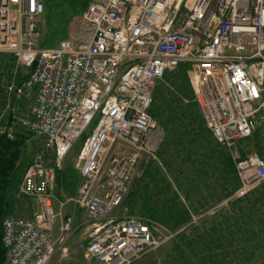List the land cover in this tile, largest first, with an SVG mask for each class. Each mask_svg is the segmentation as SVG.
Instances as JSON below:
<instances>
[{
    "label": "built area",
    "instance_id": "obj_1",
    "mask_svg": "<svg viewBox=\"0 0 264 264\" xmlns=\"http://www.w3.org/2000/svg\"><path fill=\"white\" fill-rule=\"evenodd\" d=\"M43 13L44 0H0V53L15 58L11 77L2 79L0 140L24 131L43 141L13 193L14 211L2 221L4 264H66L68 203L86 217L84 258L99 264H133L182 230L111 217L148 164L165 172L157 155L165 130L149 109L157 84L181 64L238 177L234 193L217 206L264 182V158L237 149L264 124V0H88L53 47L40 46ZM18 74L27 77L17 83ZM95 116L76 154V192L57 200L56 173Z\"/></svg>",
    "mask_w": 264,
    "mask_h": 264
},
{
    "label": "trees",
    "instance_id": "obj_2",
    "mask_svg": "<svg viewBox=\"0 0 264 264\" xmlns=\"http://www.w3.org/2000/svg\"><path fill=\"white\" fill-rule=\"evenodd\" d=\"M87 2L56 0L48 5L46 30L40 46L48 47L64 39L69 21L84 10ZM187 68L181 64L175 72L165 74L155 88L149 114L165 130L157 152L165 172L155 163L146 166L142 179L125 201L126 214L136 215L146 223H156L171 233L182 229L165 243L166 248L159 254L160 260L158 263L153 261L154 264L231 263L233 254L236 256L241 251L246 255V251L249 252L247 246L236 247L234 244L239 239L254 241L264 228V201L246 197L231 203L228 213L220 211L206 224L199 222L208 214L192 221L191 214L197 215L194 209L197 205L207 207L211 199L217 202L212 206H217L234 193L239 181L230 155L215 143L194 101ZM14 69L15 58L0 53V110L6 102L2 79H9ZM26 77L18 74L17 83ZM31 135L21 131L13 140H0V264H4L5 255L1 241L2 221L17 205L13 193L30 162L23 156V151ZM243 141L251 143L252 149L264 158V124L258 125L250 137L238 143ZM241 151L244 156V149ZM167 171L172 178L167 176ZM78 179L70 168L60 169L56 173V190L58 187L74 190L79 184ZM209 182H215L217 189L206 186ZM181 194L185 202L181 200ZM256 214L261 218L255 223Z\"/></svg>",
    "mask_w": 264,
    "mask_h": 264
},
{
    "label": "rangeland",
    "instance_id": "obj_3",
    "mask_svg": "<svg viewBox=\"0 0 264 264\" xmlns=\"http://www.w3.org/2000/svg\"><path fill=\"white\" fill-rule=\"evenodd\" d=\"M55 2H56V0H44V13H43V15L41 16V18H40V20L38 22V26H39V30L41 32V36H43V34H44L45 30H46V22H45L46 18H45V16L47 15V13H46L47 12V7H48V5H52ZM75 17H76V15L71 18V20L69 21V24ZM69 24H68V28H69ZM55 45L56 44H53V45L48 46V47H53ZM18 103L23 105V106H21L22 108L24 106H26L23 100H22V102H18ZM95 123H96V116L94 117V119L90 123V125H89L87 131L84 133V135L81 138H79V140H77V142H75V144L72 147V149L69 151V153L64 158L61 170H65L66 168H68V169L70 168L72 173H73V175H75L76 177L78 176V172H77L76 168L74 167L76 154H77L78 149L80 148L81 141L83 140L82 138L86 137V135L92 129V127L95 125ZM41 148H43V141L38 136L32 134L29 137V139L27 140V142H26V146H25L24 151H23V156L26 157L28 159V161H30L31 158L33 157L34 153L38 149H41ZM237 149L239 150L240 153H242L241 150L244 149L245 154L255 152L254 149H252L251 143L244 142V141L237 144ZM167 172H168L167 176H170V178H172L173 176H171V173L169 171H167ZM256 185L257 186L254 188V191L258 187H261V185H264V182H260L259 184H256ZM76 186H75V189H76ZM206 186H208L211 189H213V188L217 189V184L215 182L214 183L213 182L212 183L209 182V184H206ZM60 189H63V188L62 187L61 188L58 187L57 188V192L58 193H60V191H61ZM202 189L206 190L205 187H202ZM74 190H72L71 188L67 189V190L64 189L65 192H70V191H74ZM258 192H260V191H258ZM71 196H67V197H71ZM254 196H251L250 199L254 200L256 198V195H254ZM181 197L184 199L183 194H181ZM195 200H196V198H195ZM184 202H185V200H184ZM233 202H235L234 199L229 200L225 205H222V207H220V209H218V210L216 209L217 207L212 206L214 204H217V202L211 201V199L209 200V205L207 204V207H206L205 204H204L203 208H200L197 205V207L194 208V209H196L195 212H197L196 213L197 215L201 214L202 210L205 211V208H208V207L212 206L209 209V213H207L208 216L205 219H202L199 223L203 222L204 224H206L210 219H214L220 211L228 213V211L230 210L229 206ZM55 209H57V208H55ZM32 210L36 211L37 210V206L33 205L32 206ZM68 211L74 212L75 216L79 217V219H80L79 221L82 223V225L80 226L79 229L75 230V232L73 233L72 239L69 242V245L72 247V249L68 248L69 255H68V258L66 259L67 264H99L97 262H93L92 260L91 261H87L84 258V250H85V246L87 244V229H86L87 222H86V217H85L84 213L82 212V210H79L78 208H76L75 205H73V204L70 205V206H67V209L65 207L62 208V215H66ZM126 211H127L126 207L122 205L119 209H117L111 215V217L112 218H117V217H122V216H130V215L126 214L127 213ZM206 212L207 211H205V213ZM133 217H137L138 218V216H136V215H134ZM260 218L261 217L256 214V216H254V222L256 223L257 221H259ZM216 220H218V219H215L214 221H216ZM149 224L156 225L155 227H157L156 223L149 222ZM252 226H253V224H252ZM155 233L158 236H161L162 234H164L163 231H155ZM253 240L254 241L246 242V241H242V240L240 241V239H239L237 241V243L234 244V245L236 247H245V246H247L249 248V252L246 251V255H245L243 252L238 251V254L236 256L234 254L232 255L233 259L230 260L231 263H226V264H264V229L259 231L258 238H255ZM166 245L167 244L161 246L156 251L145 255L141 260L136 261L133 264H152L153 261H156V263H158V261L160 260L159 254H160L162 249L166 248ZM56 257H58V252L55 255V258ZM218 257L221 258L220 255H218ZM219 258H217V259H219Z\"/></svg>",
    "mask_w": 264,
    "mask_h": 264
},
{
    "label": "crops",
    "instance_id": "obj_4",
    "mask_svg": "<svg viewBox=\"0 0 264 264\" xmlns=\"http://www.w3.org/2000/svg\"><path fill=\"white\" fill-rule=\"evenodd\" d=\"M79 180V179H78ZM77 189V188H76ZM76 189L74 190V191H70V192H65L64 191V189H60L61 191H60V193H58L57 192V190H56V198H57V200H63V199H65L67 196H71L72 194H74L75 192H76ZM258 191H260V192H258ZM256 192V193H255ZM262 192V193H261ZM254 195H256V198L254 199V200H259V201H264V185H261V187H258L257 189H255V191L253 190L251 193H249V194H247L245 197H243V198H240V199H244V198H246V197H251V196H254ZM255 197V196H254ZM234 199V198H233ZM240 199H234V201H236V200H240ZM70 205H72L71 203H68V204H66V206H65V208L67 209V206H70ZM54 206H55V208H57L56 206V203H54ZM222 206V205H221ZM221 206H217V210L218 209H220V207ZM228 207V206H227ZM77 208V207H76ZM79 210H82V209H80V208H78ZM82 212H83V210H82ZM213 213V212H212ZM67 216H71L72 217V220H73V222H72V226H73V230H72V233H71V235L69 236V238L67 239V241H66V245H67V247L70 249H72V247L69 245V242L71 241V239H72V236H73V233L75 232V230L76 229H79L80 228V226L82 225V223L79 221L80 219H79V217L77 216H75V213L74 212H71V211H68L67 212V214H66ZM262 229H264V228H262ZM54 233L56 234L57 233V229L55 228L54 229ZM262 238V237H261ZM260 238V239H261ZM70 246V247H69ZM71 252V251H70ZM57 258V257H56ZM55 258V259H56ZM93 262H96V261H94V260H92ZM66 264H67V261H66Z\"/></svg>",
    "mask_w": 264,
    "mask_h": 264
},
{
    "label": "water",
    "instance_id": "obj_5",
    "mask_svg": "<svg viewBox=\"0 0 264 264\" xmlns=\"http://www.w3.org/2000/svg\"><path fill=\"white\" fill-rule=\"evenodd\" d=\"M35 65H36V63H33L32 64V66H31V68H30V70H29V75H31L32 73H33V70H34V68H35Z\"/></svg>",
    "mask_w": 264,
    "mask_h": 264
},
{
    "label": "bare ground",
    "instance_id": "obj_6",
    "mask_svg": "<svg viewBox=\"0 0 264 264\" xmlns=\"http://www.w3.org/2000/svg\"><path fill=\"white\" fill-rule=\"evenodd\" d=\"M194 216V214H191V217Z\"/></svg>",
    "mask_w": 264,
    "mask_h": 264
}]
</instances>
